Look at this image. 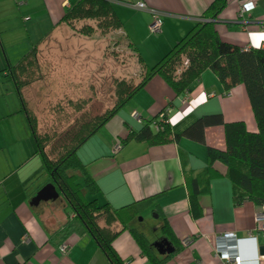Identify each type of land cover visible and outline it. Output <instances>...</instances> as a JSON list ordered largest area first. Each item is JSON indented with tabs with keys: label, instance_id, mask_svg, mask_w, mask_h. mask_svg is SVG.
<instances>
[{
	"label": "crops",
	"instance_id": "crops-1",
	"mask_svg": "<svg viewBox=\"0 0 264 264\" xmlns=\"http://www.w3.org/2000/svg\"><path fill=\"white\" fill-rule=\"evenodd\" d=\"M77 1L0 0V264H109L88 234L75 230L62 233L63 224L72 216L69 218L71 209L59 193L36 199L44 182L38 174L41 157L10 70L32 49L38 54L52 36L69 33L60 20ZM138 2L146 8H137ZM211 2L112 0V7L123 34L152 66L201 20ZM243 3H249V8L241 14ZM155 14L160 15L162 27L152 36L149 26ZM214 22L222 41L242 48H264V0H226ZM34 73L35 69L28 72L30 81ZM221 91V84L209 70L187 99L177 98L161 77L154 76L77 151L99 185L96 197L100 204L107 202L120 210L139 203L141 208L129 226L147 238L157 229L155 236L160 241L149 242L159 258L166 257L162 264H232L216 256L215 248L220 245L237 254L241 264H264V254L260 253L263 231L255 219L264 207L250 201L233 204L231 183L223 176L224 165L214 164L221 176L210 180L207 190L196 194L191 204L184 171L206 166L207 147L225 148L222 125L205 127L203 142L182 137L165 144L132 139L122 143L132 130L161 111L171 125L187 116L219 113L225 121L242 120L254 128L243 88L237 86L227 95ZM24 93L27 98L26 87ZM132 111L140 114L141 121L131 116ZM117 144L120 147L115 150ZM139 215L155 216L156 227L145 230L137 225ZM119 223L116 219L112 224L119 228L114 240L119 254L130 259L127 264H150L129 229L120 230ZM165 226L175 242L164 231ZM224 232L235 233L236 239L218 242L215 236ZM185 238L187 244L181 242ZM62 244L68 246L65 251Z\"/></svg>",
	"mask_w": 264,
	"mask_h": 264
},
{
	"label": "trees",
	"instance_id": "trees-1",
	"mask_svg": "<svg viewBox=\"0 0 264 264\" xmlns=\"http://www.w3.org/2000/svg\"><path fill=\"white\" fill-rule=\"evenodd\" d=\"M225 6L226 0H212L201 14V20L156 64L148 66L136 45L123 34L112 0H78L65 11L60 22L72 31L90 38L96 33L106 35L112 30L119 33L126 39L127 48L134 52L140 74L136 81H121L117 85L116 99L110 109L104 112H97V109L94 112H83L70 124L62 127V131L54 129L50 141L48 133L39 135L37 121L26 103L23 91L31 80L28 72L39 67L37 50L32 49L24 54L18 65L10 69L20 97L21 111L27 119L30 134L35 139L36 153L41 157L38 174L44 178V182L40 188L47 184L53 186L71 209L69 218L72 217L63 224L62 233L75 230L88 234L109 264H127L130 260L122 257L115 248L114 240L119 228L112 224L116 219L121 224L120 230L129 229L150 264H162L166 257L159 258L146 235L129 226L141 208L139 203L115 210L107 202H98L96 195L100 191L99 185L88 172L87 164L78 157L77 151L154 76L161 77L177 98L187 99L206 70L217 77L222 95L241 86L247 96L255 127L248 128L242 120L225 121L219 113L187 116L179 124L171 125L166 114L161 111L150 122L132 130L122 143L132 139L155 145L177 142L182 137L203 142L205 127L222 125L225 148L220 150L207 147L206 166L197 171H184L191 204H194L196 194L207 190L210 180L221 176L214 168V164L219 162L225 167L223 176L231 183L233 204L241 205L250 201L264 207V48H242L219 38L214 21ZM76 24H79L78 28L75 27ZM44 139L49 142L53 156L52 151L48 153L45 150ZM164 231L169 232V238L174 240L169 228L165 226Z\"/></svg>",
	"mask_w": 264,
	"mask_h": 264
},
{
	"label": "rangeland",
	"instance_id": "rangeland-1",
	"mask_svg": "<svg viewBox=\"0 0 264 264\" xmlns=\"http://www.w3.org/2000/svg\"><path fill=\"white\" fill-rule=\"evenodd\" d=\"M66 27L67 35L52 36L40 49L39 67L26 86V103L37 121L39 135L48 133V141L54 129L62 131L83 112L110 109L117 85L121 81H136L140 74L134 52L119 33L112 30L90 38ZM48 141L43 140L45 150L52 151L53 156ZM154 217L139 215L136 224L151 229L157 224ZM156 234V228L151 230L149 241L159 242Z\"/></svg>",
	"mask_w": 264,
	"mask_h": 264
},
{
	"label": "built area",
	"instance_id": "built-area-1",
	"mask_svg": "<svg viewBox=\"0 0 264 264\" xmlns=\"http://www.w3.org/2000/svg\"><path fill=\"white\" fill-rule=\"evenodd\" d=\"M136 7L139 9L146 8V6L143 2H138L136 4ZM248 8H249V3H243L240 7L241 14H242V12H245L246 10H248ZM161 27H162L161 17H160V15L155 14L153 19H152V22L149 26V34L152 36L157 35L161 31ZM220 93H222V91ZM131 116L134 119L141 121V116L138 112L132 111ZM119 147L120 146L117 144L115 146V150L119 149ZM255 219L259 223V225L261 226V230L263 231V237H264V209H261L260 211H258L255 214ZM215 239L218 242L221 240H230V239L235 240L236 234L233 232H224L223 234H219V235L215 236ZM182 243L187 244L188 238L183 239ZM61 248L63 251H65L67 249V246L65 244H62ZM215 254L221 260H226L228 262L230 261V262H232V264H241V258L237 254H233V253L228 252L224 247H221V245L217 246L215 248Z\"/></svg>",
	"mask_w": 264,
	"mask_h": 264
},
{
	"label": "water",
	"instance_id": "water-1",
	"mask_svg": "<svg viewBox=\"0 0 264 264\" xmlns=\"http://www.w3.org/2000/svg\"><path fill=\"white\" fill-rule=\"evenodd\" d=\"M52 194V196H57V192L55 191L54 187L51 186L50 184L45 185L36 195V199H38L41 196H46V195H50ZM260 253L264 254V246L260 247Z\"/></svg>",
	"mask_w": 264,
	"mask_h": 264
}]
</instances>
